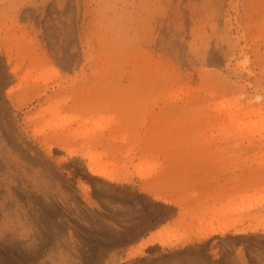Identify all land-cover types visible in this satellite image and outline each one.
Listing matches in <instances>:
<instances>
[{
  "label": "rangeland",
  "instance_id": "rangeland-1",
  "mask_svg": "<svg viewBox=\"0 0 264 264\" xmlns=\"http://www.w3.org/2000/svg\"><path fill=\"white\" fill-rule=\"evenodd\" d=\"M169 165L174 233L259 232L124 261L175 215L136 193ZM263 227L264 0H0V264H264Z\"/></svg>",
  "mask_w": 264,
  "mask_h": 264
},
{
  "label": "bare ground",
  "instance_id": "bare-ground-1",
  "mask_svg": "<svg viewBox=\"0 0 264 264\" xmlns=\"http://www.w3.org/2000/svg\"><path fill=\"white\" fill-rule=\"evenodd\" d=\"M54 129H56V127ZM98 157L99 155L95 152H88L87 154L83 155V159L86 160V164H85L86 170H88L93 175L100 176L115 184L117 183L118 185L122 184L121 182H119L118 179L116 180L110 174L105 173L104 170L98 171V168L100 167V164L98 163L97 160ZM105 166H107V164ZM137 173L138 176L141 177L139 170H137ZM85 190H87V188ZM140 193L150 195L151 192L150 189L148 188H142ZM152 199H153L152 201L155 202L169 203L165 201V198L161 195L154 196ZM235 211L236 210L234 209L231 211L218 210L211 217L204 219L200 223V228L196 232L174 233L173 232L174 228H170V227H166L164 229L158 230V232L156 231V233L153 236H151L149 239L141 242L138 248L129 251L127 259H125L124 261H130L136 257L145 256L146 248L152 244H159L162 247L179 249L180 246H184L187 243H192V242L201 243L209 240L215 235H224L230 231H234V234L237 235L248 234V232L249 233L259 232L260 227L258 226L243 227L240 224L241 222L237 221L238 219L236 220ZM222 221L223 223H220ZM181 222L182 221H180L179 223ZM237 225L238 226L240 225V227H237ZM262 230L264 234V227L262 228Z\"/></svg>",
  "mask_w": 264,
  "mask_h": 264
},
{
  "label": "crops",
  "instance_id": "crops-1",
  "mask_svg": "<svg viewBox=\"0 0 264 264\" xmlns=\"http://www.w3.org/2000/svg\"><path fill=\"white\" fill-rule=\"evenodd\" d=\"M168 150V149H166ZM163 150V151H166ZM171 150V149H170ZM157 151V150H155ZM175 169V168H174ZM170 165L168 167H162V169H160L156 174H154L152 176L151 179L149 180H136V193L138 195L141 196H146L148 198L151 199L154 196H163L168 200H172V199H176L177 198V193H175V188H176V171L174 170ZM227 176H230V174H228ZM249 179H250V183L249 186L253 187L254 185L256 186V176L253 174L249 175ZM135 181V180H133ZM164 182V186H159L158 184ZM144 187H148L150 188V195L147 194H142L141 189ZM153 203H160L162 205H166V206H174L176 209L175 215L171 220L165 221L162 224L156 225L154 226L151 230L147 231L146 234L140 236L138 238V240L135 242V244H133L130 247V250L127 251V253L131 250H134L136 248H138V246L141 244V242L149 239L151 236H153L156 231L158 232V230L164 229L165 227H172L174 226V224L181 219L182 215H181V205H179L178 203L175 204H167V203H163V202H154ZM256 212L255 211H249L248 214L244 215V219H245V223L244 225H248V226H255L256 224ZM249 233V232H248ZM252 234V233H249ZM228 235H234V231H230L227 234L223 235V236H228ZM152 247H160L162 249V251H166L167 247H162L159 244H152L149 245L146 250L152 248Z\"/></svg>",
  "mask_w": 264,
  "mask_h": 264
}]
</instances>
